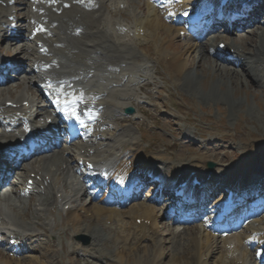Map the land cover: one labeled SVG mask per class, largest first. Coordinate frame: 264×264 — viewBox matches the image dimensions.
Listing matches in <instances>:
<instances>
[{"label":"rangeland","instance_id":"1","mask_svg":"<svg viewBox=\"0 0 264 264\" xmlns=\"http://www.w3.org/2000/svg\"><path fill=\"white\" fill-rule=\"evenodd\" d=\"M134 1L135 0H131L129 5L125 1L120 2H123L126 6H130ZM18 3L21 8V17H24L29 12V10H24V3H26V0H18ZM146 4H148L147 1L137 0L136 3L133 4V7L120 11L116 10L114 18L122 20L124 27H132V31L128 29L127 33L136 34L135 32L138 30L136 26L139 23H136L131 13L135 10L139 18L147 22L150 19L148 17L152 15L154 9L150 14L149 8L151 7L149 5L148 8ZM108 8L111 9V6H108ZM120 14L122 17H124L125 14V17L121 18ZM262 23H264V18L262 19ZM249 29L250 28L243 30L240 34L236 32L231 35V39L227 37L229 39L224 40L225 42L235 41V44L239 47L243 44L241 46L244 48L249 47L250 49H254V43L259 42L258 38L249 36L246 40L243 39V35L251 30ZM162 33L167 38L164 39L165 37H160L164 40L163 52L160 53L161 55L158 54L157 47L155 46L156 38L152 37L151 39L149 36L137 39L136 36L128 37L127 34H124V31L117 30V37L115 36L114 42H107L110 48H123L131 53V67L135 72L139 71L138 66H142L146 63L145 66L147 67L148 77L144 80L146 83L152 85L150 88L146 87L144 90L142 89L144 86H141L142 92H139L135 87L131 88L130 85L128 86L129 93L127 96H132L133 92L136 91L139 99L136 101L134 99L132 103V106L133 104L135 107L137 106L135 108L136 113L130 118L124 116V120H120L122 116L118 117L117 112H115L117 108L111 100L108 99L109 102L105 104L93 103L103 108L99 111H95L101 114L97 119H93L94 121L89 127H94L98 129V132H101L99 138H105V136L110 138L113 134L125 133L126 135L121 139V143L125 144V147L130 148V150H135V152H131L132 155H135L137 151L144 148L146 150L144 153L148 160L153 162L157 161L159 165L162 163L160 160L171 162L173 166L170 164L169 166H171V168H166L167 171L169 170L168 172L172 171L171 169L174 167L185 166L197 169L205 176L204 170H206V172L208 170L207 163L213 162L215 168L211 173L208 170L209 175H215L218 178H220V175L225 176L215 181L219 184L217 198L221 197L223 189L227 190V187L231 186L230 184L225 186L227 177L232 184L242 186L245 180L244 178L248 176V181H246L245 186L247 182L251 184L244 189L248 191L251 188H255L257 192H259L261 186L264 184V68L260 67V70L251 71L253 81L250 79V83H239L236 88L232 86L233 84L230 80L226 79V84H223L222 87L223 90L227 89L230 93L225 96V94L220 91L221 96L219 99L208 98L204 88H206V86L210 87L220 78L218 75L214 74L209 64L210 62H202L203 66L201 65V67L199 65L198 67L196 61L193 62V59L196 60V54L193 53L192 56L188 53L186 54V59L192 62L191 68L194 70L196 76L202 75V68L205 70L206 74L204 82L195 85L191 89L186 87V83L183 79L174 78L169 69V62L172 56L177 57L179 54L184 53L183 47L185 45L190 44L197 46L198 42L195 41V38L194 41L188 37L186 38L184 34L182 35L180 32H171V36L160 31V34ZM85 36L91 37L89 34ZM78 37L79 35L77 33L73 37L67 36V41L69 42L65 44L67 55L61 58V61H64L65 64L68 62V66H70L71 70L75 73L84 71L87 68L85 62L75 58V56L78 55V48L75 45L79 44ZM95 37L97 39H104L101 38V35H96ZM178 37H182L185 42L181 43ZM213 37L214 35L207 38L208 40L205 39V42L208 43ZM131 42L134 44H131ZM215 42L217 43L219 41ZM215 42L212 44L215 45ZM0 43V54H4L5 51H3V49L9 50L7 56L13 60L16 56L20 58L18 62L20 68H22V72L11 74V76H15V79H9L7 86L0 87V111L4 107L6 108L5 100L8 99V97L16 100L22 93L24 94V92L26 94H24V96L29 100L36 101V106H40L39 89L35 84L34 86L33 84H29L33 75L29 72L30 68L27 67L28 63L25 61L27 55L26 53H20L18 55L21 49L34 46L33 43H30L28 39H22L18 43H4L1 36ZM126 45L131 46V51L129 50L130 47H126ZM174 46L177 48H174ZM229 67L239 71L238 67L235 68L236 66L229 65ZM58 68L59 72H63L60 65ZM73 79L76 80L75 78ZM94 81H97V79ZM126 81L127 80L124 79L117 83L122 87L117 90L119 93V90H126V86L128 85ZM204 83L206 85H204ZM138 106H140V111L143 109L146 110L147 113L145 114L147 116L137 114ZM90 110L92 111V108H90ZM49 113V108L46 106L45 109L40 112L39 116L41 117L38 118V121L47 119ZM135 116H137L136 123L134 121ZM103 121H105V127H108L105 130H102L101 126ZM108 122L111 123L109 125H112L111 127L106 125ZM115 122L118 124L114 125ZM119 122L127 124L121 125ZM136 124H140L141 126H136ZM133 128H137L138 130H134ZM127 138L129 139L128 141L126 140ZM189 142L191 146H189ZM68 147L69 150L68 148L63 150L64 146H62L60 149L48 153L46 156L34 162H30V164L34 163L39 165L42 171H48L51 177L57 179L56 181L53 179L46 187H51L52 190H56V185H58V193L53 192L52 194L51 190L40 189V191L36 190L37 192L34 191L30 194H23L21 186L18 184L21 181L25 182L28 178V174L25 173L27 170L25 166V171L24 167H22L14 174L18 182L17 186L14 187L11 192L0 196V206L3 211L2 217L4 219L7 217V220H11L9 223H14L13 233L19 244L29 239V241H27L28 248L25 247V250L20 251L16 257L12 255L15 253L13 252L15 250L6 248V251L3 246H0V262H6L7 259L11 264H34L35 261L38 260H40L39 263L36 262L35 264H175L176 262L173 261L172 256L176 249L175 245L171 242L173 236L171 237L170 233L179 232L183 227L171 224V221L165 219V215H162L161 218L159 217L161 213H163L161 210L165 208L166 205L172 203L168 202L169 197L165 199V195L167 194L161 195V198L158 196L161 191L160 188L154 197L155 201L158 199L160 200V202L156 204L157 207L155 206L157 208L155 217L158 232L156 234L157 237L155 235L154 239H157L156 241H160L162 244H159L157 248L153 247L150 241H137L136 243L138 245L130 241L131 236L130 238L126 236L128 232L124 233V235L121 233V226H119L116 220H109L105 215L99 217L92 212L94 207L97 204L99 205L100 202L96 203L94 200L91 202L89 199L81 196L78 197L76 203H71L73 207L70 209H75L77 212L81 210L85 212L81 211L82 214L80 213V215L83 220H81L82 222L79 223L76 229L89 228L90 232L74 234V228L72 227L70 219L66 217V212L61 210L64 215L61 213L60 207L57 206L60 204L56 199L58 194L61 193V189L66 193V195L62 197L70 198L69 195L79 193V188L73 186V182L75 183L78 181L79 175L75 169L77 164L76 153L79 147ZM184 170L185 169H183V171ZM207 180H210V178L208 177ZM153 187L154 186L146 191V195H143V199L140 202H135L134 204L149 203L148 205L154 206L155 204H152L153 202L149 200V196L151 199L153 195L151 192ZM251 191H254V189ZM161 193L163 192L161 191ZM242 200L244 201L245 199L242 198L240 201ZM76 205L77 207L79 206V208L74 207ZM132 205L123 208L121 211L127 210V208ZM48 209L49 212H47ZM39 210L41 212H39ZM64 216L68 222L64 219ZM261 220L262 221H259V223L264 224V216ZM133 221L134 220H132V222ZM137 223L140 224V222ZM255 224L257 225L258 221H256ZM250 226L251 224L243 228L244 230L242 233H245L246 236L249 235ZM127 227L130 228V226ZM197 228V226L196 229L191 226L188 229L194 232L196 231L195 235L202 237L199 231L203 232V229L201 230L198 228L197 230ZM246 230L247 232H244ZM191 231L189 230L188 232ZM93 234L95 238H91ZM125 237H127L128 240ZM229 237L231 238L232 236L230 235ZM185 238L187 240H185V244H190V237L185 236ZM229 241H231V239ZM221 242V239H219L214 246L212 245L216 251V256L212 257L213 260L211 258L208 264H215L214 261L220 257L221 253L217 249L223 247ZM190 247H192V244ZM8 251L12 254H9ZM123 257L125 260L122 259ZM250 259L251 257L248 258L247 263ZM251 261L253 263V260ZM180 263L177 262V264ZM190 263H192L191 260Z\"/></svg>","mask_w":264,"mask_h":264},{"label":"bare ground","instance_id":"2","mask_svg":"<svg viewBox=\"0 0 264 264\" xmlns=\"http://www.w3.org/2000/svg\"><path fill=\"white\" fill-rule=\"evenodd\" d=\"M2 1L7 2V6L3 7L0 5V26L3 25V27H9L12 22H8L7 19L14 15L12 10L13 8L9 7L8 5L10 0ZM55 1V4H53L52 0H45L40 4V6H42L41 9L45 10L43 14L40 9L32 11L33 4H25V6L31 11L24 18L25 24H23L22 27L25 28V30L30 29V34L32 33V29L37 27L38 34L33 40H35V42L42 41L44 47H46L48 50L45 54H41L36 49V47L34 48L33 46H28V48L26 47L25 49H21L19 51L18 55L20 53H26L27 59L25 61L28 63L27 67L30 68L31 73L33 74V78H30L31 80L29 81V84L37 83L40 86L43 95L44 93H48L50 96H52L54 93L57 94L61 97V102L71 103L75 101L77 107H89V109L82 111L83 113L80 112L87 121V126L91 125L93 123V119H97L101 114L99 112L92 113L90 110V105L93 103L105 104L111 100L117 108L115 112H117L118 117H124L122 113L124 109L127 106H132L134 99L135 101L139 99L138 93L136 91L133 92L132 96H127L129 93L128 86L130 85L131 88H137L139 92H142V89L144 90L146 87L150 86V84L145 83L144 80L148 77L147 67L145 66L146 63L142 66H138L139 69H137L139 71L135 72L131 67V53L123 48H110L107 44V42L113 43L114 39L117 37L116 31L118 29L120 30L124 28L122 21L113 17L112 12L114 11H109L108 3L115 1H125L129 5L131 0H86L84 3L79 2L78 0ZM161 1L164 3H161V6L164 8L162 14L168 19V23H165L164 21L167 20L164 19L163 21L160 18V15L158 16L156 14L157 11L154 10L150 19L147 22H143L142 20L144 23L143 26H138L139 28H145V31H150L148 33L149 37L156 36L155 46L157 47L158 54L163 52L164 43V40L161 38L159 39L160 31L166 33V35L168 34V36H171V32H180V34L183 35L185 33V31L183 32L184 28L180 29L175 25L179 21L180 14L187 13L189 15L193 12H205L207 9L210 13H212L211 9L213 7L211 5L215 3V1L219 2V0H194L193 3H185L180 0L176 5L174 0ZM262 1L263 0H257V4H254V14L252 15V22L249 26L251 30L249 29L250 31L248 30L249 32L245 35L242 34L244 40H246L249 36L258 38L259 42H257L258 44L254 43V49H250L249 47L244 48L241 46L243 44H239V47L235 44V41L234 43L226 44L223 39H226L227 36H230L234 32L230 30L225 31L224 33L223 31H219L218 33L214 34V37L210 39L208 43H206L205 39L203 40V37H200L199 35L193 36L195 41L198 42L197 46L187 44L183 47L184 53L179 54L177 57L172 56V58H170L169 69L172 73V76L177 79H183L186 83V87L189 89L193 88L197 84H202L204 82V77H206L205 70L202 68V75L196 76L194 70L191 68L192 62H190L189 59H186L187 53L191 56L193 53H195L196 60L193 59V62L196 61L198 67L199 65L201 66L203 64L202 62H210L209 64L211 69L214 71V74L220 77H218L219 79L216 81V83L212 84L210 87L206 86V88H204L206 90L205 94L208 98L210 97L219 99L221 96L220 91L225 94V96L230 93L229 90H223L222 87L223 84H226V79L230 80L233 84L232 86L235 88L239 83H250V79H253L251 76V71L260 70V67L264 68V27L261 24V19L264 17V5L261 4ZM27 2H29V0ZM113 5L114 3L111 6ZM187 10L188 12H186ZM212 31L213 30L207 31L205 36L209 35V33ZM76 33L79 35V44H75L78 48V55L75 56V58L85 62L87 68L84 71L75 73L71 70L70 66H64V61V64H62L57 58H59L58 53L64 56L67 55V48L65 45L69 43L67 41V36L73 37ZM86 34H89L91 37L85 36ZM96 35H101V38L104 39H97L95 37ZM184 36L186 38L188 37L189 39H192L187 34ZM30 38L31 37L29 36V39ZM218 40L219 42L216 43L215 41ZM213 42L216 43L215 46L212 44ZM221 43L226 44V51H229L231 54H233V56L238 57L239 65L237 67L239 68V71L229 67L231 63L227 60L226 54H221L216 51L217 47ZM126 47H130L129 50L131 51V46L126 45ZM51 57L54 58L52 59ZM4 63L6 62L1 61L0 59V64L3 65ZM43 65L53 66L55 71L52 72L48 69V67ZM59 65L62 67L63 72H59ZM73 75L76 76L77 79H82L83 82L75 83L70 80L69 77ZM42 76L51 78V87L44 84ZM95 79H97V81H94ZM124 79L127 80L126 84L128 85L126 86V90H119V93L117 90L122 87L117 83ZM7 82L8 80L6 79L5 85H7ZM204 85L206 84L204 83ZM141 86L144 87L141 89ZM24 94L22 93L21 96L16 100H11L9 97L5 100V105L8 102L20 104V109L12 110L10 108L4 107L0 111V117L3 120L12 122L14 124V126L4 127V130L6 131L4 132L3 130L2 134H0V162H2L3 159L15 151L17 147L21 145V143L25 142V136L28 133H32L30 135H34L31 129H27L25 125L20 124L16 115H13L14 112L20 113L21 116L23 114L22 117L28 114V110L23 107V103L29 100L26 99V96V98H24ZM43 95L41 96L43 97ZM58 111H60L59 108ZM145 113H147L145 109L140 111L138 108L137 114L146 115ZM132 116H127V118ZM123 117L120 120H124ZM61 125L62 122L59 120V117L55 115L53 125H49L46 122L45 127L43 129H39V131L43 132L47 129H59ZM43 134L46 136L43 135L42 138L46 140L48 139L49 142V135L46 132ZM90 135L92 140L84 142L80 146L79 150H85V153H89V151L92 150L93 154L91 157L95 166L97 168L108 166L110 169L111 180H116L119 182L120 180L125 179L126 181L130 182L134 179L131 172L135 171L134 174L139 176L141 182H144V179L145 181H148L149 174L158 176L160 178V189L163 193L166 191H174L180 184L189 182L190 184L187 189L189 194V188L191 183L194 181V178H198V180L202 181L203 184L201 189L209 188L211 191H215L216 189L215 182H207V176H203L197 169L181 166L174 167L171 169L172 171L168 172L169 170L167 171L165 163H160L159 165L157 161L153 162L148 160L146 158V154L144 153L145 150L143 149L137 151L135 155H132L131 152H135V150H130V148L125 147V144L121 143V139L126 135L125 133H116L107 139L99 138L101 132H98V129L93 127ZM66 149L67 148H65V150ZM44 154L46 153H43V155ZM83 156L84 154L79 151L77 153L78 161H80V158ZM25 166L27 167L26 171L29 173L28 179H30L31 175L33 174L36 177L34 178V189H41L46 187L48 183L50 184L53 179L54 181L57 180L55 177H51L48 171H42L39 165L34 163L30 164L29 162L25 163ZM183 169L185 170L183 171ZM47 177L49 179H47ZM227 190H232L231 186L227 187ZM52 191L54 193H58V185H56V190ZM253 192L254 191H251L249 193L253 194ZM93 195L94 191L88 193L87 196H90L92 198L91 200H94ZM245 197L246 196L243 195L241 199H245ZM56 199L60 205H63L61 210L66 212V217L70 219L72 227L74 228V234H79L81 232L89 233V228L76 229L83 219L79 212H77L75 209H70L73 207L75 201L72 198L70 199L68 197L62 196H57ZM103 199L104 196L102 201H100V204H97L92 212H94L99 217L105 215V217H107L109 220H116L119 223V226H121V233L124 235V233L128 232V235L126 236H129V238L131 236L130 241H133L135 244H137V241H150L155 248H157L159 244H162L160 241H156L157 239H154L158 232L155 217L157 208L155 206L148 205L146 203L134 204L127 210L121 211L117 208L104 205ZM241 199L237 198L236 200L240 201ZM72 202L73 204H71ZM65 206H69L70 208L65 211ZM2 213L3 211L0 207L1 229L6 231L7 234L11 235L12 232L10 229L4 227L6 219L2 217ZM139 219L142 221L141 224H137V220ZM132 220L134 221L132 222ZM255 222L256 221L251 223L248 236H246L245 233L238 232L236 234H232L231 238L229 236L225 237L224 235L220 238L222 241L221 245L223 247L217 249L221 254L220 257L214 261L215 264H253L251 261L253 258L259 259V257H253L250 255L251 242H255L258 245L264 243V226L260 227L256 225ZM127 226H130V228ZM189 230L191 231V229L182 228V230L179 232L177 231L170 233V236H173V240L171 242L175 245L176 249L172 256L173 261L176 262L175 264H177V262H182L180 264H208L209 260L216 256V251L213 246L218 240L213 235V233L210 230H207L205 227L203 228V232L199 231V234H202V237L196 236V231L194 232L192 230L191 232H188ZM244 232H247V230ZM185 236L190 237V244H185L187 241ZM91 238H95V235L93 234ZM125 238L128 240L127 237ZM12 239L14 238H9L7 242ZM15 239L17 238L15 237ZM230 239L231 241H229ZM27 241H29V239L21 242V245L23 246L18 250H24L23 247H27ZM191 244L192 247H190ZM261 252L264 254V249L261 250ZM249 257H251V262L249 261L247 263ZM122 259H124V257ZM189 259L192 261V263H190ZM39 261L40 260L35 261V263H39ZM0 264H11V262L7 261L6 259V262L1 261Z\"/></svg>","mask_w":264,"mask_h":264},{"label":"snow or ice","instance_id":"3","mask_svg":"<svg viewBox=\"0 0 264 264\" xmlns=\"http://www.w3.org/2000/svg\"><path fill=\"white\" fill-rule=\"evenodd\" d=\"M49 87H51V85H49ZM66 107H65V112L67 113V115L76 120L81 126L83 127H87L86 122L84 121V119H82L81 113L78 110V107L76 106V102L73 101L71 103L65 102Z\"/></svg>","mask_w":264,"mask_h":264},{"label":"water","instance_id":"4","mask_svg":"<svg viewBox=\"0 0 264 264\" xmlns=\"http://www.w3.org/2000/svg\"><path fill=\"white\" fill-rule=\"evenodd\" d=\"M127 112L132 113L133 109L130 108V109L127 110Z\"/></svg>","mask_w":264,"mask_h":264}]
</instances>
